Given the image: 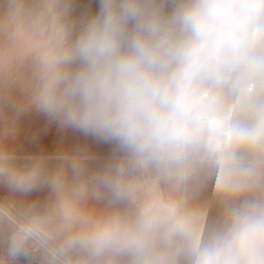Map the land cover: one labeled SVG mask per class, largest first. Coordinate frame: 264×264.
Returning a JSON list of instances; mask_svg holds the SVG:
<instances>
[{"label":"clouds","instance_id":"clouds-1","mask_svg":"<svg viewBox=\"0 0 264 264\" xmlns=\"http://www.w3.org/2000/svg\"><path fill=\"white\" fill-rule=\"evenodd\" d=\"M92 3L0 0V264H264V0Z\"/></svg>","mask_w":264,"mask_h":264},{"label":"rangeland","instance_id":"rangeland-1","mask_svg":"<svg viewBox=\"0 0 264 264\" xmlns=\"http://www.w3.org/2000/svg\"><path fill=\"white\" fill-rule=\"evenodd\" d=\"M92 10H97L95 0L92 3ZM13 146L24 155H53L68 147L81 146L87 147L94 155L102 158L110 151L109 146L85 138L71 129H61L36 112L26 113L20 118V129ZM2 194H6V190L0 187V195ZM45 195L46 192L37 191L31 194L29 199H43Z\"/></svg>","mask_w":264,"mask_h":264}]
</instances>
